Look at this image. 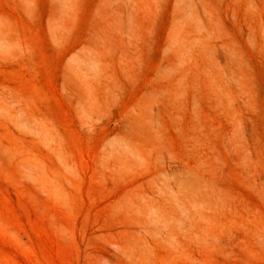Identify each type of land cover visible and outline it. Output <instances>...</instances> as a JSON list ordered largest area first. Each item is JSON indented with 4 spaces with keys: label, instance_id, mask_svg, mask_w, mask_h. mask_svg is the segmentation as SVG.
Returning a JSON list of instances; mask_svg holds the SVG:
<instances>
[{
    "label": "rangeland",
    "instance_id": "rangeland-1",
    "mask_svg": "<svg viewBox=\"0 0 264 264\" xmlns=\"http://www.w3.org/2000/svg\"><path fill=\"white\" fill-rule=\"evenodd\" d=\"M0 264H264V0H0Z\"/></svg>",
    "mask_w": 264,
    "mask_h": 264
}]
</instances>
